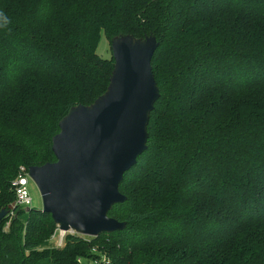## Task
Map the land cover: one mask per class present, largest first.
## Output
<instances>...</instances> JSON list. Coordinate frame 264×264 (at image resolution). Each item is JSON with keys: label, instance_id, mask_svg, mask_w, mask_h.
<instances>
[{"label": "trees", "instance_id": "16d2710c", "mask_svg": "<svg viewBox=\"0 0 264 264\" xmlns=\"http://www.w3.org/2000/svg\"><path fill=\"white\" fill-rule=\"evenodd\" d=\"M102 33L159 42L147 149L109 211L126 226L49 247L51 214L17 206L0 264H76L94 246L110 264H264V0H0V212L19 167L55 161L62 118L107 90Z\"/></svg>", "mask_w": 264, "mask_h": 264}, {"label": "water", "instance_id": "95a60500", "mask_svg": "<svg viewBox=\"0 0 264 264\" xmlns=\"http://www.w3.org/2000/svg\"><path fill=\"white\" fill-rule=\"evenodd\" d=\"M154 35L112 40L114 70L107 90L89 105L73 106L53 137L56 160L29 167L42 197V211L63 231L98 237L123 230L109 216L126 201L120 191L125 173L147 149L150 113L160 96L152 58ZM13 209L0 212V220Z\"/></svg>", "mask_w": 264, "mask_h": 264}, {"label": "built area", "instance_id": "2783aa9c", "mask_svg": "<svg viewBox=\"0 0 264 264\" xmlns=\"http://www.w3.org/2000/svg\"><path fill=\"white\" fill-rule=\"evenodd\" d=\"M31 179L32 177L30 175L29 167L23 165L20 166L18 169L17 176L12 182V186L15 191L16 198L13 204V209L9 211V214L14 213L13 210L17 206L24 209H31L34 207L33 198L31 196L30 189L28 186ZM10 225L11 223H8V227H10ZM69 233L83 235L77 233L76 231H63L58 227L53 233V237H55L56 239L54 243V247H63L66 243V235ZM82 237L86 239L93 238L91 236H86V235H83ZM76 261H77L76 264H110L111 258L107 254V252L102 251L99 246H94L91 249L90 256H79L77 257Z\"/></svg>", "mask_w": 264, "mask_h": 264}, {"label": "rangeland", "instance_id": "374dc122", "mask_svg": "<svg viewBox=\"0 0 264 264\" xmlns=\"http://www.w3.org/2000/svg\"><path fill=\"white\" fill-rule=\"evenodd\" d=\"M97 50H98V53L102 57H105V58L113 57L112 44H110V42H109L108 38L106 37L105 33L101 34V38L99 40V44H98V49ZM28 186H29V189H30L31 196L33 198L34 207L42 208V205H43L42 204V197H41V193H40V190H39L37 184L34 182L33 179H31ZM13 211H14V213L8 214L9 217L6 218L7 222L5 224V227L7 229L9 228L8 227V223H11L12 218L14 217L13 215L15 214V209ZM81 236H83V235H81ZM55 240L56 239H55V237H53V234H52L51 237L49 238L48 242L46 243V245L49 246V247L54 246Z\"/></svg>", "mask_w": 264, "mask_h": 264}]
</instances>
